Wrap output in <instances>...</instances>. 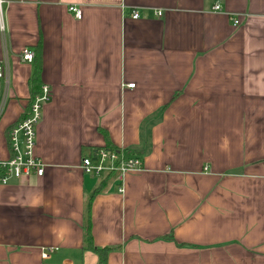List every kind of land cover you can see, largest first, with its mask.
<instances>
[{"label": "crops", "instance_id": "crops-1", "mask_svg": "<svg viewBox=\"0 0 264 264\" xmlns=\"http://www.w3.org/2000/svg\"><path fill=\"white\" fill-rule=\"evenodd\" d=\"M4 1L0 161L32 96L23 49L38 48L52 98L44 175L0 186V264H99L86 212L105 176L81 163L108 147L143 169L91 202L107 264H264V0Z\"/></svg>", "mask_w": 264, "mask_h": 264}, {"label": "built area", "instance_id": "built-area-1", "mask_svg": "<svg viewBox=\"0 0 264 264\" xmlns=\"http://www.w3.org/2000/svg\"><path fill=\"white\" fill-rule=\"evenodd\" d=\"M4 0H0V34L5 37V10ZM215 12H220V7L215 6ZM76 20L83 17L82 10L77 7H70ZM162 12L157 16L162 17ZM133 20L140 18L138 13H133ZM240 23L234 20V26ZM22 63L32 64L35 53L31 49H23L19 56ZM4 83V95L0 105V118L4 112L7 102L10 99L9 64L8 59L0 61V87ZM134 84L128 85L133 89ZM52 92L48 86H43L41 92L36 95L29 104L28 115L12 126L7 132V141L11 152V157L6 161H0V186L10 185L13 181L20 182L23 179L35 174L37 177L44 175L45 166L43 161L37 156V133L43 118L44 107L51 101ZM81 167L85 174L96 177L105 176L110 173L117 175V180L122 181L126 173L140 172L143 169L142 160L138 156H129L123 150L99 149L92 157L83 158ZM119 192H123L122 188ZM48 254L44 253L43 258Z\"/></svg>", "mask_w": 264, "mask_h": 264}, {"label": "trees", "instance_id": "trees-1", "mask_svg": "<svg viewBox=\"0 0 264 264\" xmlns=\"http://www.w3.org/2000/svg\"><path fill=\"white\" fill-rule=\"evenodd\" d=\"M34 53H35V58H34V61H33L32 64L35 65L36 67H35V71L33 73V77L30 80V86L32 88V96H31L30 102L32 101V99L36 95H38L41 92V88H42L41 84L39 83V74L41 72V68H40V63H39L40 53H39L38 48L34 51ZM28 109H29V106L27 107V110L23 114L21 120L24 119L28 115V112H29ZM107 149L108 150L119 151L118 149H116L114 147H108ZM128 154H132V153L129 152ZM116 178H117V175L114 174V173H110V174L105 175V179H104V182H103L102 186L104 187L108 183H110L112 181H115ZM102 186L100 187V190H98L97 192L94 193V195L91 198L89 204L87 205V212H86V217H87L86 234H87V236H86V239H87V247H88V249L91 250L92 252H94L97 255V257L99 259V264H107V260H108L109 254L111 252L115 251L116 249H112V248L98 249V248H95L94 245H93V242H92V236H91V232H90V222H89V213H90L89 212V208H90L91 202H92L94 196L96 194H98L99 191L102 190Z\"/></svg>", "mask_w": 264, "mask_h": 264}]
</instances>
